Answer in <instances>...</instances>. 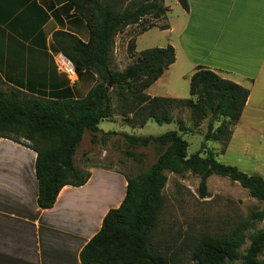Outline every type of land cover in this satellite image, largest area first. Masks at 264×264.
I'll list each match as a JSON object with an SVG mask.
<instances>
[{
	"label": "trees",
	"instance_id": "1",
	"mask_svg": "<svg viewBox=\"0 0 264 264\" xmlns=\"http://www.w3.org/2000/svg\"><path fill=\"white\" fill-rule=\"evenodd\" d=\"M87 22L90 38L83 42L65 31L53 34V48L74 64L77 73L93 71L96 83L84 98L55 99L28 94L18 88L0 85V139L25 145L37 153L38 205L52 208L66 185L83 186L90 173L77 167L75 154L85 132L91 142L99 143V125L116 115L133 127L149 121L159 125L176 123L177 129L153 136L122 133L132 146L157 145L160 153L155 162L136 175L127 176L126 196L118 208L105 215L100 231L80 252L81 264H185L176 253L168 256L166 242L155 234L164 206L167 172H192L201 178L198 188L202 198L209 196L207 180L212 175L239 183L249 194L264 202V178L248 174L237 166L220 162L207 142H220L223 154L233 136L249 98V90L221 77L214 70L198 66L190 77V97H152L148 89L176 61L175 48L153 47L136 53L135 36L158 25L166 18L164 0H68ZM189 10L188 0H176ZM156 20V21H155ZM137 26L128 42L131 62L122 70L115 59L116 36L127 27ZM110 80L113 86L109 87ZM116 94V106L111 94ZM188 108L193 127L209 117L207 132L200 150L188 154L184 134L192 132L176 109ZM217 124V125H216ZM216 125V126H215ZM107 132L106 134H115ZM205 152V156L202 153ZM136 161L142 156L126 153ZM264 209L253 211L248 220L223 235H203L193 246L192 264H264ZM248 246L242 250L243 246Z\"/></svg>",
	"mask_w": 264,
	"mask_h": 264
},
{
	"label": "crops",
	"instance_id": "2",
	"mask_svg": "<svg viewBox=\"0 0 264 264\" xmlns=\"http://www.w3.org/2000/svg\"><path fill=\"white\" fill-rule=\"evenodd\" d=\"M174 1L179 25L168 24L166 30L178 32L176 43L169 44L175 48L176 61L147 92L154 97L151 89L180 58L192 67L191 75L202 66L247 88L249 98L234 125L230 150L237 125L245 117L259 121L264 114V0H188V11ZM161 22L165 21H156L158 25ZM155 28L159 27L136 35L135 44ZM59 30L85 43L90 38L86 20L68 0H0V85L34 96L84 98L95 85L96 74L82 71L73 81L59 71L53 48V34ZM136 30L137 26H130L116 36V55L118 51L127 55ZM79 148L75 163L90 173L88 181L80 187L64 186L54 206L41 209L37 202V153L0 139V264H81V250L100 231L109 210L121 205L127 176L133 175L110 165H88L92 154L87 152L79 166Z\"/></svg>",
	"mask_w": 264,
	"mask_h": 264
},
{
	"label": "rangeland",
	"instance_id": "3",
	"mask_svg": "<svg viewBox=\"0 0 264 264\" xmlns=\"http://www.w3.org/2000/svg\"><path fill=\"white\" fill-rule=\"evenodd\" d=\"M173 2L175 1L166 0L165 4L169 10L166 14L167 19L164 18L162 21L167 24L177 23L178 26L179 21H177L176 12L178 7H174ZM175 4L177 3L175 2ZM177 36V31L171 32L155 28L150 33L138 38L136 53L145 49L166 47L171 43H176ZM126 52H128L127 49ZM115 59L117 68L120 70L129 64L128 53L126 55L124 52L122 55L118 51L117 55L115 54ZM191 71L192 67L184 65L180 58L178 63L172 66L161 81L151 89V94L157 97L189 98ZM111 96L113 105L116 106V94L112 93ZM174 117L183 118L185 123L193 129L191 133L188 132L183 135V138L189 143L188 154L191 155L199 151L207 132L209 117L203 119L199 127L196 128L192 125L191 112L188 108L176 109ZM260 117L259 121L254 122H250L245 117L242 123L237 125L230 150L227 148L221 154L220 151L224 145L212 141L206 143L207 148H212L217 153L216 158L220 162L237 166L248 174H259L264 178V114ZM129 125L127 121L117 117L114 121H102L99 127L105 132L116 131L137 136H158L177 129L176 123L159 125L154 121L149 122L144 128L133 129ZM92 134L89 131L85 132L77 155L79 166H82L85 158L83 154L87 152L92 154L88 160V165H110L112 168L135 175L150 167L160 153L159 147L154 143L146 147L130 145L122 133L98 134L100 141L93 144L91 142ZM103 149L105 153H103ZM127 152L142 156L141 161H136L128 156ZM202 155L205 156V152ZM167 177L168 181L164 189L165 202L155 234L158 242L163 240L166 242L165 245L169 248L168 256L177 253L185 264H192L190 258L193 246L199 237L226 234L247 221L253 211L264 209V202L253 198L248 190L227 177L212 175L208 178L209 196L207 198H202L199 194L198 188L201 181L199 175L192 172L185 174L167 172ZM255 225L257 228H262L264 221L255 222ZM248 244L249 242L243 246L242 250ZM263 258L264 255L261 256V259Z\"/></svg>",
	"mask_w": 264,
	"mask_h": 264
},
{
	"label": "built area",
	"instance_id": "4",
	"mask_svg": "<svg viewBox=\"0 0 264 264\" xmlns=\"http://www.w3.org/2000/svg\"><path fill=\"white\" fill-rule=\"evenodd\" d=\"M56 62L59 71L65 72L69 76L70 80L76 81L77 71L72 61L66 55L63 53H57Z\"/></svg>",
	"mask_w": 264,
	"mask_h": 264
},
{
	"label": "water",
	"instance_id": "5",
	"mask_svg": "<svg viewBox=\"0 0 264 264\" xmlns=\"http://www.w3.org/2000/svg\"><path fill=\"white\" fill-rule=\"evenodd\" d=\"M109 87H112L113 86V82L110 80L109 84H108Z\"/></svg>",
	"mask_w": 264,
	"mask_h": 264
}]
</instances>
